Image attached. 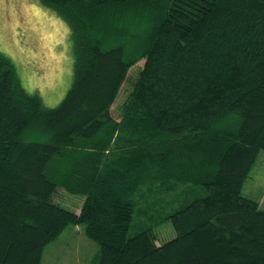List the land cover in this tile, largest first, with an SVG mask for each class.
<instances>
[{
  "label": "trees",
  "instance_id": "16d2710c",
  "mask_svg": "<svg viewBox=\"0 0 264 264\" xmlns=\"http://www.w3.org/2000/svg\"><path fill=\"white\" fill-rule=\"evenodd\" d=\"M40 1L69 21L75 70L50 107L0 52V264H42L71 224L96 264H264L261 191H247L264 155V0ZM162 180L197 192L137 227Z\"/></svg>",
  "mask_w": 264,
  "mask_h": 264
},
{
  "label": "rangeland",
  "instance_id": "374dc122",
  "mask_svg": "<svg viewBox=\"0 0 264 264\" xmlns=\"http://www.w3.org/2000/svg\"><path fill=\"white\" fill-rule=\"evenodd\" d=\"M0 52L14 64L26 91L38 94L47 106L58 105L72 85L76 55L71 25L40 0H0ZM144 62L136 67L143 66ZM136 67L131 69V77L136 75ZM129 90L130 85L125 83L111 108L118 119L120 105ZM253 172L247 191L251 195L261 191L258 198L264 207V155ZM162 181L158 183L161 186H155L153 195L138 205L137 227L139 221L146 223L147 218H152L151 223H159L158 217L181 207L197 192L191 184ZM247 191L245 187L246 195ZM55 200L74 210H79L82 204V198L64 189L59 190ZM174 234L169 224L159 228L162 240ZM98 254L100 246L87 236L85 226L71 224L45 246L42 264H96Z\"/></svg>",
  "mask_w": 264,
  "mask_h": 264
}]
</instances>
